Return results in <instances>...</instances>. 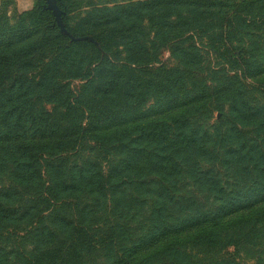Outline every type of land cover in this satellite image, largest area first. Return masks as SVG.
Returning <instances> with one entry per match:
<instances>
[{
  "label": "trees",
  "instance_id": "1",
  "mask_svg": "<svg viewBox=\"0 0 264 264\" xmlns=\"http://www.w3.org/2000/svg\"><path fill=\"white\" fill-rule=\"evenodd\" d=\"M56 4L0 9V264H264V0Z\"/></svg>",
  "mask_w": 264,
  "mask_h": 264
},
{
  "label": "rangeland",
  "instance_id": "2",
  "mask_svg": "<svg viewBox=\"0 0 264 264\" xmlns=\"http://www.w3.org/2000/svg\"><path fill=\"white\" fill-rule=\"evenodd\" d=\"M4 2H7L8 3L7 10H8V14L11 15V16L19 13L22 10H26V9L31 8L32 5L34 4V0H0V9L2 8ZM255 6H256L255 3L253 2V7H254L255 10H252L251 12L245 10L244 11L245 14L246 15H249L251 13L253 14L255 12H258V9L255 8ZM203 42H205V41H203ZM203 42H200L199 41L198 43H199V46L202 48V53H203L204 59L206 60V64H208V65H214V64H216L218 62H221L211 52L210 47H208L207 44H204ZM234 46H238V45L235 44ZM205 47L208 50H210V51L208 52ZM204 49H206V50H204ZM234 52L236 54H239V52H240L239 48L235 47L234 48ZM167 54L168 53H165L164 58L167 57ZM219 116H220V112H215L214 113V119H217Z\"/></svg>",
  "mask_w": 264,
  "mask_h": 264
},
{
  "label": "water",
  "instance_id": "3",
  "mask_svg": "<svg viewBox=\"0 0 264 264\" xmlns=\"http://www.w3.org/2000/svg\"><path fill=\"white\" fill-rule=\"evenodd\" d=\"M46 1V5H47V8L51 9L54 13V16H55V19L58 23V25L61 27V29H63V26L60 22V19H59V16H60V12H59V9L57 7V4H56V0H45Z\"/></svg>",
  "mask_w": 264,
  "mask_h": 264
}]
</instances>
